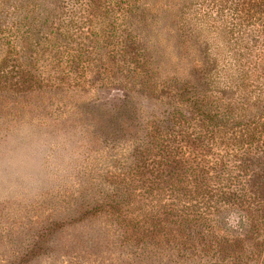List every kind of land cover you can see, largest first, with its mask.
Masks as SVG:
<instances>
[{
    "label": "trees",
    "instance_id": "16d2710c",
    "mask_svg": "<svg viewBox=\"0 0 264 264\" xmlns=\"http://www.w3.org/2000/svg\"><path fill=\"white\" fill-rule=\"evenodd\" d=\"M198 1L0 0V126L71 121L89 153L34 224L0 209L6 264L29 246L77 264H264V0H214V50ZM107 89L121 97L99 103Z\"/></svg>",
    "mask_w": 264,
    "mask_h": 264
},
{
    "label": "rangeland",
    "instance_id": "374dc122",
    "mask_svg": "<svg viewBox=\"0 0 264 264\" xmlns=\"http://www.w3.org/2000/svg\"><path fill=\"white\" fill-rule=\"evenodd\" d=\"M198 2L204 21L203 26H209V30H203V35L214 50V0ZM90 94L88 96L93 98ZM96 96L99 103H112L121 97L113 89L97 91ZM134 96L142 106H149V99L146 96L140 94ZM84 132L71 121L68 125H61L52 119L44 122L21 120L0 126V209L10 207V211L16 210V214L23 218V225L28 227L29 224H34L36 219L33 211H30L31 207L43 202L45 195H47L45 199L51 195L59 196L60 199L63 194L61 189L66 185H69L70 191L74 190L79 179L78 173L89 160ZM25 147L30 149L32 163L22 167L18 161L20 152ZM0 233L7 234L4 219L0 222ZM28 248L17 256L15 264L78 262L74 257L59 256L56 253L47 256L40 254L34 259V255L29 253L31 246ZM8 252L9 249L5 254L0 253V264H6ZM26 261L29 262L25 263Z\"/></svg>",
    "mask_w": 264,
    "mask_h": 264
},
{
    "label": "clouds",
    "instance_id": "9594fccd",
    "mask_svg": "<svg viewBox=\"0 0 264 264\" xmlns=\"http://www.w3.org/2000/svg\"><path fill=\"white\" fill-rule=\"evenodd\" d=\"M20 165L22 167L28 166L30 163H32L31 156H30V149L23 148L19 155V161Z\"/></svg>",
    "mask_w": 264,
    "mask_h": 264
}]
</instances>
